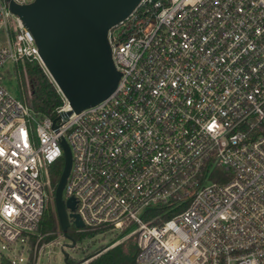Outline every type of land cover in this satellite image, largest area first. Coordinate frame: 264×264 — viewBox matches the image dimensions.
<instances>
[{"label": "built area", "instance_id": "obj_1", "mask_svg": "<svg viewBox=\"0 0 264 264\" xmlns=\"http://www.w3.org/2000/svg\"><path fill=\"white\" fill-rule=\"evenodd\" d=\"M108 37L115 90L80 112L61 93L55 116L40 117L4 85L8 63L46 68L32 32L0 0L3 247L19 243L24 264H39L56 243L31 237L65 139L64 197H75L84 222L76 231L132 223L134 264H264V0H140ZM160 209L173 214L154 223Z\"/></svg>", "mask_w": 264, "mask_h": 264}, {"label": "water", "instance_id": "obj_2", "mask_svg": "<svg viewBox=\"0 0 264 264\" xmlns=\"http://www.w3.org/2000/svg\"><path fill=\"white\" fill-rule=\"evenodd\" d=\"M140 0H33L11 10L32 32L46 71L69 102L70 111L95 105L118 85L117 69L109 42V30L123 20ZM56 126V123H54ZM65 165L55 190L54 202L60 228L74 247L71 224L83 227L75 197H64L72 165L68 142L62 140ZM64 262L69 253L63 250ZM73 264V263H71ZM77 264V263H74Z\"/></svg>", "mask_w": 264, "mask_h": 264}, {"label": "trees", "instance_id": "obj_3", "mask_svg": "<svg viewBox=\"0 0 264 264\" xmlns=\"http://www.w3.org/2000/svg\"><path fill=\"white\" fill-rule=\"evenodd\" d=\"M16 67L19 68V76L24 89L23 99L34 111L38 113L40 117L55 116L56 108L63 104V97L48 72L38 61L31 58H25L24 62L18 63ZM64 165L65 159L64 157H60L51 163L47 168L45 178L48 180V184L46 189L47 191L50 190L51 194H49L47 199V205L41 218L38 232L31 237L32 245L34 244L38 234L50 232V234H48L42 241L47 242L54 239L60 230L54 195L64 169ZM172 214L173 212H164L160 209L153 212L151 215L155 217L153 222L159 223L164 219L169 218ZM130 224L131 226L125 228L123 232H127L133 227V224ZM99 230L100 229H95V231ZM69 233L76 239V241L82 239L86 235V231L78 232L75 230L74 226L69 229ZM133 239L129 242H122L115 245L86 264H134L138 248L136 244V237L134 240ZM71 262L73 263V260H69L70 264ZM0 264L12 263L7 257H2ZM27 264H32V257H30V261H28Z\"/></svg>", "mask_w": 264, "mask_h": 264}, {"label": "rangeland", "instance_id": "obj_4", "mask_svg": "<svg viewBox=\"0 0 264 264\" xmlns=\"http://www.w3.org/2000/svg\"><path fill=\"white\" fill-rule=\"evenodd\" d=\"M2 72L4 73L3 82L8 91L17 97L23 98L24 89L19 76V68L13 63H8L2 69ZM48 194H51L50 190H48ZM130 226V223H125L121 226L104 228L99 231H95V229L87 230L86 235L78 240L74 247L70 246L71 241L68 238L65 236L59 237L57 233V236L54 238V240L57 239L56 243L46 247L45 251H41L38 258L39 264H68L64 262L63 250L69 253V260H73V264H86L115 245L122 242H129L133 238L135 239L134 225L127 232H123L125 228ZM48 234L50 232L40 233L42 235V241ZM63 244H65V247L62 248ZM2 256H9L16 263L24 264L28 257V252L27 250L21 251V245L19 243L9 248L3 247V242L0 241V263ZM19 257H22L23 260H19Z\"/></svg>", "mask_w": 264, "mask_h": 264}, {"label": "flooded vegetation", "instance_id": "obj_5", "mask_svg": "<svg viewBox=\"0 0 264 264\" xmlns=\"http://www.w3.org/2000/svg\"><path fill=\"white\" fill-rule=\"evenodd\" d=\"M73 225H71L70 227H72Z\"/></svg>", "mask_w": 264, "mask_h": 264}]
</instances>
